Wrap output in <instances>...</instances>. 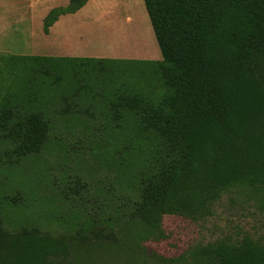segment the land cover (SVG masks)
<instances>
[{"label": "trees", "instance_id": "obj_1", "mask_svg": "<svg viewBox=\"0 0 264 264\" xmlns=\"http://www.w3.org/2000/svg\"><path fill=\"white\" fill-rule=\"evenodd\" d=\"M143 1L161 60L0 56V146L16 170L0 187V264H80L90 251L148 263L166 215L202 220L235 192L264 212V0ZM87 2L52 9L44 32ZM91 134L76 155L89 188L11 217L20 197L6 192L50 182L41 154L68 159L65 138ZM159 259L264 264V244L229 237Z\"/></svg>", "mask_w": 264, "mask_h": 264}, {"label": "rangeland", "instance_id": "obj_2", "mask_svg": "<svg viewBox=\"0 0 264 264\" xmlns=\"http://www.w3.org/2000/svg\"><path fill=\"white\" fill-rule=\"evenodd\" d=\"M68 2L69 0H0V56H62L61 54L76 52V44H70L69 51L63 52L62 39L57 38L66 32L70 24L69 20L59 22L61 18L59 17L55 22L59 24L55 27L54 23L49 28L48 34L44 32L43 26L44 18L52 9L64 7ZM89 2L92 5L103 3L111 8L130 2L133 15H135L134 22L126 26L123 22L120 24L116 17L106 20V23L105 20H101L97 25L95 24L99 32L96 36L100 35V37H97L99 42L90 45L93 52L106 58L112 56L130 58L128 60L162 59L143 0H89ZM114 11L111 10V12ZM135 11L140 17L134 13ZM3 79L5 76L0 78L1 88L5 87ZM55 135L53 133L51 137ZM94 137L97 136L91 134L83 138L84 140H81L79 136H75L74 139L65 138L69 148L68 159H59L50 148L45 150L38 158L36 168L46 169L41 166V163L47 164L48 173L51 175L50 182L42 179L40 180V183H43L41 186L33 182L28 194L26 190L20 189L24 195L27 194L25 199L21 192H6L5 196L20 197L15 199L19 207L10 211L11 217L16 212L17 214H28L30 208L38 206L39 199L45 196L65 192L73 194V191L79 190L81 186H85L87 190L89 184L84 183L83 175L78 173L76 155L83 149L88 152L93 146L89 142L93 143ZM9 155L8 151L0 146V187L2 189L4 185L11 182V173L16 171L9 160ZM35 161L37 159L32 158L23 163L29 167L35 166ZM53 185H55L54 188ZM29 204L32 206L30 207ZM37 212L43 213L44 211L38 210ZM162 229L164 232L162 239L149 240L143 244L146 255L155 254L157 256L153 258V261L147 259V263L141 258L126 257L125 253L121 256L115 252L90 251L80 261V264H163L159 257L176 259L189 254L196 247H204L229 237L242 239L249 236L264 244V212L255 208L254 202L248 196L235 192L223 196L216 204L215 213L211 217L193 221L182 216L166 215L163 218Z\"/></svg>", "mask_w": 264, "mask_h": 264}, {"label": "crops", "instance_id": "obj_3", "mask_svg": "<svg viewBox=\"0 0 264 264\" xmlns=\"http://www.w3.org/2000/svg\"><path fill=\"white\" fill-rule=\"evenodd\" d=\"M131 7L132 6L130 2L123 3V5L116 6L115 8H111L103 3H94V5H92V3L88 0L87 4L76 13L60 16L61 18L59 19V22L61 20L65 21L66 19L70 21L66 32L57 37L62 39L63 52L69 51L70 44H76L77 49L76 52H70V54H61L62 56L58 55V57L106 58L93 52L90 48L91 44L97 43V37H100V35L96 36V34L99 32L96 30L95 24L97 25L101 20H105L104 22L106 23V20H111L116 17L120 24L123 22L125 26L130 25L134 22L135 16L133 15ZM104 10H106V12ZM108 10L109 13H107ZM111 10L115 11L111 12ZM134 13L138 14L136 11ZM59 22L55 23L54 26L56 27ZM62 37H64V39ZM109 58L130 59L112 56Z\"/></svg>", "mask_w": 264, "mask_h": 264}]
</instances>
